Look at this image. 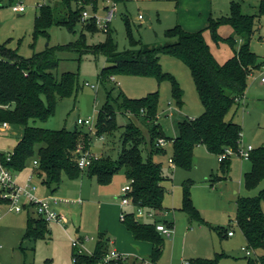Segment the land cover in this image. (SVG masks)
Masks as SVG:
<instances>
[{
  "label": "rangeland",
  "instance_id": "rangeland-1",
  "mask_svg": "<svg viewBox=\"0 0 264 264\" xmlns=\"http://www.w3.org/2000/svg\"><path fill=\"white\" fill-rule=\"evenodd\" d=\"M232 0H124L117 3L115 17L111 24L112 37L119 51L132 48V41L141 42L145 46L157 47L164 45L167 32L180 27L188 33L203 32L211 47L212 53L220 64L232 58L234 52L226 43L216 44L211 37L208 26L210 19L228 17L231 14ZM240 2L242 11L246 15L258 14L262 0H233ZM38 4L40 0H0V44H7L12 50H17L24 58H30L34 53L44 51L47 47L56 48L75 43L84 31L87 35L88 45L103 43L107 39L106 33L99 30L90 34L83 29L82 24L76 26L75 32L66 27L53 26L46 35H36L35 21L40 14ZM18 6H24L26 11L20 13ZM113 7L107 0H95L87 5L84 11L89 16L101 18L108 15ZM86 20H90L89 18ZM129 25H126V21ZM260 28L251 43V49L264 62V16L260 19ZM223 38L233 35V29L224 25L219 29ZM240 43L236 46L239 50ZM138 49V47H137ZM59 66L53 71L57 78L64 73L78 75V93L71 97L58 98L55 114L47 120H31L32 127L49 130L76 129L89 131L81 127L79 118H92L94 128L98 113L108 100V92H112L111 104L120 93L130 99H142L149 94L159 93V123L166 136L167 144L164 155L155 156V161L161 162L164 173L169 177L164 183L166 195L164 210L157 212L158 220L172 224L174 232L171 238L164 237L163 252L157 264H183L184 261L216 260L218 264H247L248 258H257L258 253L247 257L242 250L251 249L237 224V200L242 197H257L264 190V181L255 189L245 186V174L252 169V162L244 160L239 153H234L226 163H230L229 171L224 174L219 156L211 154L205 146H198L194 153V164L185 169L170 164L169 159L174 157L173 139L177 135V124L184 119H196L204 114L192 72L182 61L170 55H161L160 63L164 73L172 75L183 91V106L180 108L172 96V83L170 80L158 82L154 77L142 75L118 74L113 78L101 81L100 73L108 64L103 56L94 57L91 54L79 52L57 51ZM263 70L250 78L248 91L242 106L238 110L235 121L242 129L244 147L252 146L255 151L264 147V85L260 80ZM89 86H86V84ZM95 86L97 89H93ZM131 118V119H130ZM119 128L112 134L103 136L102 140L92 130L91 153L97 157L106 155L115 160L122 151L121 137L130 122L140 126L145 134L146 127L141 118L128 116L123 111H117ZM23 128L12 126L5 132H0V153L8 156L21 139ZM247 139V142H244ZM147 148L143 146L144 157ZM34 176L32 185L42 188V180L33 172V163L18 176L15 182L19 186H26L27 180ZM128 183L124 172L117 173L109 184H101L97 178L87 175L77 180H70L63 176L58 188L57 198H73L84 190L82 197L84 205L60 203L63 215L68 223L65 228L50 223L47 233L37 240H24L28 224V212L21 214L3 213L0 216V264H75L73 258L74 248L71 240L93 238L95 241L86 243L90 251L95 250L98 232H95L98 222L102 230L112 233L119 253L134 257L151 256L153 252L150 242L137 241L126 229L120 219L121 188ZM189 184L190 198L199 217H192L183 210L185 186ZM0 187V191H1ZM37 193V192H36ZM76 194L71 196V194ZM68 194V195H67ZM91 194L95 197L90 211L82 213V207L88 204ZM37 196L38 193L36 194ZM79 196V195H78ZM92 201V202H93ZM108 203L100 208L99 202ZM110 201V202H108ZM0 202V208L5 209ZM264 211V200L262 201ZM128 211V210H127ZM166 212L168 214H166ZM35 216L34 214H32ZM141 223H155L152 219L143 218ZM87 228L91 229L88 231ZM80 229L78 233L77 230ZM216 229L235 231L234 238L220 237ZM87 230V231H86ZM23 237L21 238V233ZM122 246L127 248L123 251ZM262 253V251H261ZM260 254V253H259Z\"/></svg>",
  "mask_w": 264,
  "mask_h": 264
},
{
  "label": "trees",
  "instance_id": "trees-1",
  "mask_svg": "<svg viewBox=\"0 0 264 264\" xmlns=\"http://www.w3.org/2000/svg\"><path fill=\"white\" fill-rule=\"evenodd\" d=\"M114 1L118 3L124 0ZM92 3L95 0H49L40 8V14L36 17V35H46L53 26L66 27L70 32H75L78 24H82L88 33H96L99 28L95 20L83 19L86 6ZM263 16L264 0L256 15L244 14L241 3L232 0L230 16L210 19L208 30L212 40L216 44H228L234 52L232 58L224 64H220L213 55L203 32L188 33L180 27L167 32L166 37L170 41L164 45L150 47L132 41V48L122 52L118 50L112 37V29L106 34L107 39L103 43L88 45L87 35L83 31L75 43L56 48L47 47L30 58L22 57L6 43L0 44V124L8 123L11 127L23 128L11 161L6 162V156L1 155L0 163L14 173H20L30 162L36 161V175L43 184L53 187L54 191L62 184L63 176L77 180L87 175L106 185L117 173L124 172L128 181L134 180L133 191L129 195L134 205L152 209L156 213L163 211L167 192L164 183L169 177L164 173L162 163L155 161V156L166 153L164 148L157 147L160 139H166L158 119L159 93L149 94L138 100L120 93L114 106L111 104L112 92H108L107 103L97 116L96 136L112 134L119 128L117 111L141 118L147 134L140 126L130 122L121 137L122 151L119 157L113 160L102 156L93 161L86 171L79 168L78 160L82 152L91 150L90 130L84 131L83 128L71 132L29 125L31 120H47L54 115L58 98L78 93L77 74L64 73L60 78L54 75L53 71L59 66L57 51L103 56L108 64L100 73L103 83L118 74L154 77L158 82L170 80L173 99L180 108L183 106V91L172 75L163 72L160 58L161 55H170L187 65L192 72L204 114L196 119L178 122L177 135L173 139L172 159L177 166L189 169L194 164V153L198 146H205L211 154L219 156L227 149L238 152L243 144L242 129L235 117L246 97L250 78L262 71L264 64L251 49ZM126 25H129L128 20ZM224 25L233 29V35L229 38H223L219 34L220 27ZM239 43L240 48L236 50ZM143 146L148 149L146 157ZM228 160L221 163L224 174L230 169V163H226ZM249 161L252 162V169L245 174V186L251 190L264 181V147L253 150ZM184 199L183 210L192 217H199L190 198L189 184L185 186ZM263 200L264 190L257 197H242L237 200V224L248 246L258 253L256 259L248 258L247 264H264ZM126 213L123 221L126 229L135 240L152 244L150 258L157 262L163 252L165 237L157 231V223H141L135 218L134 211ZM28 217L24 240H37L44 236L48 231V223L29 213ZM159 222L172 228V224L168 222ZM216 231L220 237L228 236L229 232L221 229ZM108 242L106 235L101 233L93 256L78 255L74 250L75 264H100L108 250ZM191 264H218V258L197 259L191 261Z\"/></svg>",
  "mask_w": 264,
  "mask_h": 264
},
{
  "label": "built area",
  "instance_id": "built-area-1",
  "mask_svg": "<svg viewBox=\"0 0 264 264\" xmlns=\"http://www.w3.org/2000/svg\"><path fill=\"white\" fill-rule=\"evenodd\" d=\"M42 4H38V7H43L49 0H40ZM108 2L113 3V7L111 10L108 11V15L106 17H91L89 16V13L87 11L83 12V19H94L99 30H101L104 33H108L111 29L112 21L115 17V11L117 7V3L114 0H107ZM17 11L20 13H23L26 11L24 6H18ZM112 81H115L114 78H112ZM262 82L264 83V76L262 77ZM86 86H89L87 83ZM93 89H97L95 86H92ZM158 119H160V116H158ZM79 126L87 127L89 128L90 132H92L94 128V122L92 118L88 119H82L79 118L77 121ZM11 126L8 123L0 124V132H5L9 130ZM95 129V128H94ZM102 140L104 137H100ZM167 144L166 139H160L157 143L158 148H165ZM252 146L244 147L243 150H239L238 152L233 151L232 149H227L225 152L221 155H219V162L222 163L234 153H239L240 156L246 160H250L251 153L253 151ZM1 155H4L0 153ZM6 156V155H5ZM12 158V155L6 156V162H10ZM100 157H97L91 153V151L88 152H82L81 156L78 160L79 168L82 171L88 170V168L91 166L93 161L98 160ZM170 164H174L173 159H169ZM35 166H38V163L34 162ZM16 174L7 168L3 163H0V187L2 188L0 191V202L5 204V209L0 208V216L5 213H13V214H21L25 211L35 213V215L47 222L50 223H56L62 227L65 228V225L68 223L67 219L59 214L55 208L54 205L64 203V204H82V199H59L56 197H47V198H41L36 195V188L32 185V181L34 179V176L32 175L28 180L26 186L22 187L19 186L16 182ZM133 184L134 180H129L126 185H124L121 189V206L122 208H132L134 210V216L137 220H141L143 218L152 219L154 220L157 225V231L160 232L163 236L171 238L174 234L171 227H168L164 223H161L157 220V213L154 210H147L143 207L135 206L132 199L129 197L130 193L133 191ZM127 216L126 211H122L120 214L121 221H125ZM229 237L234 236V231L231 230L227 233ZM95 240L93 238H84V239H72V246L78 255H84L88 254L90 256L94 255V251H90L86 247V243L94 242ZM247 257H250L253 255L254 250L252 249H242ZM132 261L135 264H157L154 260L151 258H143V257H134L130 255H124L119 253V251L115 248H108L106 254H104L101 263L100 264H120V263H128L131 264ZM131 262V263H130ZM184 264H191V262H184Z\"/></svg>",
  "mask_w": 264,
  "mask_h": 264
},
{
  "label": "crops",
  "instance_id": "crops-1",
  "mask_svg": "<svg viewBox=\"0 0 264 264\" xmlns=\"http://www.w3.org/2000/svg\"><path fill=\"white\" fill-rule=\"evenodd\" d=\"M259 28H260V26H259ZM264 40V39H263ZM264 63V62H263ZM262 70H263V67H262ZM264 75H262V77H263ZM262 77H261V80H260V82H261V84H263L264 85V83L262 82ZM245 99V98H244ZM245 140V139H244ZM247 140V139H246ZM247 142V141H246ZM91 149V148H90ZM102 156H106V155H101V156H99L100 158L102 157ZM33 163V162H32ZM36 167L37 166H35V164L33 163V172L35 171V173H36ZM21 173V172H20ZM20 173H15L17 176H18V174H20ZM42 188L41 187H37V189H36V192L38 193V195H39V197H41V198H47V197H56L57 198V195H58V192L57 191H54L53 190V187L52 188H49L47 185H45V184H43V182H42ZM122 189V188H121ZM36 193V194H37ZM83 194H84V190H82V192H80V194L78 193V195L77 196H75L76 194H74V193H72L71 194V196H75V197H73V198H76V199H82V197L81 196H83ZM68 195V194H67ZM95 197V195L94 194H91L88 198L90 199V201H88V204H86V206H83L82 207V213H84V212H86V211H90L91 209H92V205H95L96 204V202H94L93 201V198ZM93 201V202H92ZM108 202H110V201H108ZM108 204V203H107ZM106 203H103L102 201H100L99 202V205L98 206H100V208L101 207H103V205H107ZM80 205H84V201H83V199H82V204H80ZM54 208H55V210H57L59 213L61 212V213H63V209H62V206H61V204H57V205H54ZM120 209H121V212L122 211H127L128 210V212H132V211H134L132 208H122V206H120L119 207ZM29 214H34L35 215V213H33V211H31V212H28ZM121 214V213H120ZM166 214H168L167 212H166ZM33 216V215H32ZM34 217H36L37 218V216L35 215ZM157 220H158V218H157ZM158 221H161V220H158ZM48 226H49V224H48ZM102 228V224H101V220H100V223L98 222V225H97V228L95 229V232H98V235L99 234H103L104 233V231L101 229ZM27 230V229H26ZM87 230L88 231H91V229H89V228H87ZM86 230V231H87ZM232 229H229L228 231H231ZM234 231V230H233ZM23 232L24 231H22V233H21V238L23 237V235H25V234H23ZM77 232L79 233L80 232V229H78L77 230ZM25 233H26V231H25ZM130 233V232H129ZM23 234V235H22ZM105 235H106V239H108L109 240V242L107 243L108 244V248H114V247H112V246H115L116 245V241L115 240H113L112 239V233H110L109 231H105V233H104ZM132 235V234H131ZM236 236V233H235V231H234V236L233 237H229V236H227V237H229V238H234ZM82 239V238H81ZM98 240V239H97ZM97 243V242H96ZM96 247V246H95ZM122 248H124V249H122L123 251H127V248H125V246H122ZM152 248H153V246H152ZM116 249V248H115ZM140 257H143V258H150V256H140ZM132 258H134V256H132ZM131 262L133 263L134 261H132L131 260ZM130 262V263H131ZM184 262H188V261H184ZM184 262H183V264H184Z\"/></svg>",
  "mask_w": 264,
  "mask_h": 264
},
{
  "label": "water",
  "instance_id": "water-1",
  "mask_svg": "<svg viewBox=\"0 0 264 264\" xmlns=\"http://www.w3.org/2000/svg\"><path fill=\"white\" fill-rule=\"evenodd\" d=\"M247 140L245 139L244 142H246Z\"/></svg>",
  "mask_w": 264,
  "mask_h": 264
}]
</instances>
